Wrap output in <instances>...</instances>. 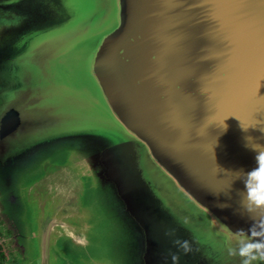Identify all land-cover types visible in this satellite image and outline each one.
I'll return each instance as SVG.
<instances>
[{
    "label": "water",
    "instance_id": "water-1",
    "mask_svg": "<svg viewBox=\"0 0 264 264\" xmlns=\"http://www.w3.org/2000/svg\"><path fill=\"white\" fill-rule=\"evenodd\" d=\"M259 153L264 0H0V206L22 241L30 185L65 167L82 211L44 238L76 264H264Z\"/></svg>",
    "mask_w": 264,
    "mask_h": 264
},
{
    "label": "flooded vegetation",
    "instance_id": "flooded-vegetation-1",
    "mask_svg": "<svg viewBox=\"0 0 264 264\" xmlns=\"http://www.w3.org/2000/svg\"><path fill=\"white\" fill-rule=\"evenodd\" d=\"M40 192L34 194L36 204L28 211L31 237L25 242L19 238L18 228L0 206V264H74L65 253L62 255L60 228L54 229L49 240L44 238L53 220L69 224L73 216H70L71 210L65 209V204L54 191L39 200L42 197Z\"/></svg>",
    "mask_w": 264,
    "mask_h": 264
},
{
    "label": "rangeland",
    "instance_id": "rangeland-1",
    "mask_svg": "<svg viewBox=\"0 0 264 264\" xmlns=\"http://www.w3.org/2000/svg\"><path fill=\"white\" fill-rule=\"evenodd\" d=\"M56 175L57 177L51 176L49 179H39L32 183L30 185V191L31 194L28 196V207L29 210L33 208V205L36 204V201L34 200V194L41 191L39 194L42 195V197L39 199L41 200L43 196H47L51 192H55L60 199L62 200V203L65 204V209H70V216L72 215H79L81 213L80 209V203H82L83 196L79 195V187L80 183L76 180L75 177H73L72 174H69L71 172L68 171L67 168H57L56 169ZM37 195V194H36ZM80 197V200H79ZM69 224L76 225L77 222L74 218L69 219ZM55 233L58 234V231L55 230ZM62 239L59 240L60 249L65 255H67L73 263L76 264L78 261V257H73L70 253H67L63 246H62Z\"/></svg>",
    "mask_w": 264,
    "mask_h": 264
},
{
    "label": "clouds",
    "instance_id": "clouds-1",
    "mask_svg": "<svg viewBox=\"0 0 264 264\" xmlns=\"http://www.w3.org/2000/svg\"><path fill=\"white\" fill-rule=\"evenodd\" d=\"M183 82L180 83V87ZM181 92L182 87H181ZM258 168L249 173L250 180L253 182L251 187V198L257 204H264V153H259L256 157Z\"/></svg>",
    "mask_w": 264,
    "mask_h": 264
}]
</instances>
